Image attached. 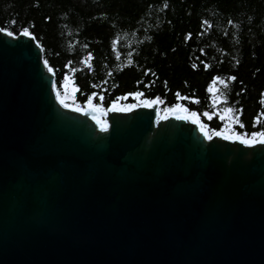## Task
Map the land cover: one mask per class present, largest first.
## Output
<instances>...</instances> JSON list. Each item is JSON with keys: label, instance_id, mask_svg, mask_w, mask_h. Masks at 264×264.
I'll list each match as a JSON object with an SVG mask.
<instances>
[{"label": "water", "instance_id": "95a60500", "mask_svg": "<svg viewBox=\"0 0 264 264\" xmlns=\"http://www.w3.org/2000/svg\"><path fill=\"white\" fill-rule=\"evenodd\" d=\"M44 60L0 32V264H264V144L207 140L159 99L97 113L102 132Z\"/></svg>", "mask_w": 264, "mask_h": 264}, {"label": "trees", "instance_id": "16d2710c", "mask_svg": "<svg viewBox=\"0 0 264 264\" xmlns=\"http://www.w3.org/2000/svg\"><path fill=\"white\" fill-rule=\"evenodd\" d=\"M0 27H28L57 89L70 75L82 106L89 96L105 109L130 104L140 93L163 111L183 105L219 131L215 77L226 81L234 131H264V0H0Z\"/></svg>", "mask_w": 264, "mask_h": 264}, {"label": "snow or ice", "instance_id": "6c2138e0", "mask_svg": "<svg viewBox=\"0 0 264 264\" xmlns=\"http://www.w3.org/2000/svg\"><path fill=\"white\" fill-rule=\"evenodd\" d=\"M0 32L5 33L9 37H13L14 36L13 31L8 30L7 28H4V27H0ZM19 34L23 35V36H26V37H30L32 35L31 32L29 31L28 27L21 28ZM113 43H115V42H113ZM43 64H44L45 68H47V71L49 73L53 72V68L49 67L48 60L45 59L43 61ZM213 79L215 81L217 78L214 77ZM229 79H235V77H229ZM64 80H65V82H67L68 77H64ZM220 83H224V82L220 81ZM64 86L66 87L67 84L65 83ZM52 89H53V91L56 92V100L63 107H65V108L73 107V105H70L69 103H67L65 98H63L61 96L60 92L57 90V83H55V82L52 83ZM211 90H212V88L210 86L209 87V91H211ZM93 95H95V94H93ZM130 95L139 96L141 94L140 93H130ZM157 102H158V98L157 99H147V100H143L142 101L143 105L145 107H149V108L152 107ZM139 106H140V104L137 103L135 105H126V106L121 107L115 101H113L112 104L108 107V109H104L100 105L93 104L92 103V96H89L86 107H80V106L77 105V106L74 107V110L77 111V112H84V113L91 112L92 113V118H93V120L96 121V124L100 128V131L104 132V131L108 130L107 121H105V120H103L101 118H98L97 113H99L100 116H102L105 111L126 112V111H130L134 107H139ZM230 111H232V110L229 109V108L224 109L225 113L230 112ZM164 112L172 114V115H175L177 119L191 120L192 123L198 124L200 132L203 133L205 139H207V140H211L213 136H223V138L226 139V140H237L241 144L249 145V146L253 145V144H256L257 142L264 144V131H253L250 134V137L247 134L236 133V132H232L231 134H225V130L213 131L210 134L206 130L207 126L205 124L201 123L197 119V113L195 111L189 112V109L185 108L183 105H180V104H174V105L171 106V108H165ZM182 113H184V114H182ZM156 115H157V119L158 120H162V119H166L167 118V116H160L159 111L156 113ZM204 115L208 116V118L211 119V116L209 115L208 112H205ZM221 119L222 120L225 119V116L222 115Z\"/></svg>", "mask_w": 264, "mask_h": 264}, {"label": "rangeland", "instance_id": "374dc122", "mask_svg": "<svg viewBox=\"0 0 264 264\" xmlns=\"http://www.w3.org/2000/svg\"><path fill=\"white\" fill-rule=\"evenodd\" d=\"M68 80L67 82H63L62 84V88L61 89H57L61 96L63 98H65L66 102L69 103L70 105L75 106H80V107H85L82 106L78 103L75 102V94L77 91V87L73 81V78L69 75L67 76ZM220 81H223L224 83H220ZM65 83L67 84V86L65 87ZM226 84V81L222 78H217L211 85L212 90L210 91L212 94V101H213V105L215 108V112L216 114L219 116L220 120L223 122V126L221 130H225V132L228 133H232L235 132L234 131V126L237 124V117L235 114V111L229 107H225L224 103H223V98L221 95V87L224 86ZM135 102L134 103H130V104H120L117 103L118 105H120L121 107L126 106V105H135L137 103H139L140 105H142V101L143 99L139 96H134ZM102 107V106H101ZM229 108L232 111L225 113L224 109ZM162 112H164L163 110H161ZM225 116V119H221V116ZM208 132L211 134V131L208 129ZM237 133V132H236Z\"/></svg>", "mask_w": 264, "mask_h": 264}]
</instances>
